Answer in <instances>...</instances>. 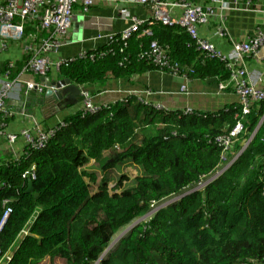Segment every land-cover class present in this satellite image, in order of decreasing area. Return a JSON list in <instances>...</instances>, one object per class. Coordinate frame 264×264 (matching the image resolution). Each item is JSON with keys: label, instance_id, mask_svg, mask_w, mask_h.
<instances>
[{"label": "trees", "instance_id": "1", "mask_svg": "<svg viewBox=\"0 0 264 264\" xmlns=\"http://www.w3.org/2000/svg\"><path fill=\"white\" fill-rule=\"evenodd\" d=\"M33 27L35 23L27 22L26 31ZM150 27L151 34L137 31L125 46L104 44L63 62L59 76L92 96L107 80L134 71L169 73V68L142 54L156 41L180 75L228 80L226 61L204 56L184 28L156 19ZM35 42L39 47V40ZM34 56L26 52L12 66L6 65L5 75L20 82L23 71L32 73L28 64ZM79 98L80 110L54 125L39 126L45 132L56 129L45 147L33 149L27 143L22 155L0 160V214L12 208L0 231V257L12 254L7 264H96L114 235L146 215L153 203L216 172L223 155L213 142L216 138L227 136L242 122L244 130L231 146L232 157L264 117V100L251 101L245 114L240 98L225 109L193 114L156 109L133 98L106 103L109 108L82 117ZM1 118L8 121L0 111ZM63 123L67 125L58 130ZM37 131L31 133L37 137ZM97 162L100 175L92 167ZM33 163L34 190L27 192L24 173ZM130 164L141 172L134 185L122 188L124 176L111 184L113 170ZM29 222L24 237L21 231ZM97 264H264V119L226 172L140 221Z\"/></svg>", "mask_w": 264, "mask_h": 264}, {"label": "crops", "instance_id": "2", "mask_svg": "<svg viewBox=\"0 0 264 264\" xmlns=\"http://www.w3.org/2000/svg\"><path fill=\"white\" fill-rule=\"evenodd\" d=\"M190 2L203 6H213L215 16L206 24L199 25V36L214 43L219 50L226 53L231 51L234 41L247 40L257 26H264V0H254L251 4L242 0H166ZM228 2V7L222 3ZM172 17L182 14V7L169 5ZM150 4L127 3L124 0H96L88 12L83 11L81 3L74 8L72 25L68 30L65 43L58 52L50 53L53 64L45 75L52 80H59L57 62L69 58H79L89 49L102 48L106 45L111 34H117L128 28L134 18L148 20L152 17ZM222 24L228 28L229 36L217 34ZM33 27L28 32H36L38 39L46 37L47 31H35ZM28 43L27 36L21 41H9L6 49L0 45V79L4 78L6 65L10 66L25 56L24 44ZM246 67L258 83L264 86V46L257 55H248ZM17 88L7 99L6 106L11 115L8 121L0 123V160L6 157L19 156L25 150L27 141L21 136L23 130L35 132L39 126H51L76 110H80V98L76 101L64 100L57 102L46 97V91L37 89L27 90L26 81L35 80L47 87L41 77L24 71L19 75ZM65 78V77H63ZM217 77L189 78L174 76L158 69L133 72L125 77L107 80L99 92L92 94L97 105L111 103L129 94L145 99L149 103H158L169 110H201L219 111L232 106L239 99L234 89H220ZM187 85V91H181V86ZM50 87V86H49ZM1 88V85H0ZM54 90L57 88L51 87ZM234 88V87H233ZM19 135L15 142L10 143L7 135Z\"/></svg>", "mask_w": 264, "mask_h": 264}, {"label": "built area", "instance_id": "3", "mask_svg": "<svg viewBox=\"0 0 264 264\" xmlns=\"http://www.w3.org/2000/svg\"><path fill=\"white\" fill-rule=\"evenodd\" d=\"M96 0H0V45L1 48L6 49L9 41L16 40L21 41L26 36L28 43L24 44L23 49L26 52L35 54L29 61L28 67L34 75L45 76L49 73V70L53 64L50 59V53L58 52L61 46L65 43L68 30L72 25L74 17V8L78 3H81L83 11L88 12L91 6ZM127 3H140L151 4L153 7L152 17L164 25L172 26L178 25L184 28L192 39H194L197 48L207 57H218L223 61H226L227 67L230 68L231 73L226 82L219 84L220 89H226L229 86L234 87L235 93L239 96L242 106L240 109L242 113L250 112L251 101L264 100V86L258 83V79L254 77L246 67L245 58L248 55H257L260 48L264 46V26H257L250 37L245 41H234L232 43L231 51L222 52L217 46L199 36V25L206 24L210 21L211 17L215 16V8L213 6H203L200 4H193L183 1H166V0H124ZM248 4H251L254 0H242ZM169 5L182 7V14L179 17H172L170 14ZM223 7H228L229 3L226 1L222 3ZM32 21L35 23V29H41L47 31L48 35L41 39H37L36 32H27V22ZM145 24V25H144ZM152 21L142 20L138 18L133 19V23L122 32L117 34H111L108 36L107 41L109 45L112 43H123L126 45L127 40L132 34L137 31H142L144 34H151ZM144 26V27H143ZM142 29V30H141ZM219 36H229L228 28L222 24L217 29ZM36 40H39L37 47ZM153 59V61L161 67H167L171 70L170 74L174 76L184 77L177 73L176 63L170 61V57L166 54L163 47L156 41H152L148 50L142 53ZM85 54L79 55L80 57ZM73 58L62 60L56 63V67L60 69L61 65L65 61H73ZM12 66V64H11ZM0 111L5 116L11 115L10 110L7 108V99L11 97L14 90L17 88L16 80L11 81L7 75L0 79ZM27 90L37 89L43 91L45 86L40 85L34 80L26 81ZM181 91H187V85L181 86ZM82 96L84 100V109L82 116L88 114H95L104 108H109L107 105H97L93 100V97L87 90H82ZM135 98L137 101L152 106L156 109H167L158 103H149L145 99H140L134 95L129 94L127 97H122L116 101H130ZM115 101V102H116ZM186 114L194 113L191 109L184 111ZM196 113V112H195ZM201 115L200 113H197ZM237 117V115H236ZM67 125L63 123L58 130ZM37 137L28 130L22 131V136L26 139L29 146L33 149H41L46 146L47 141L53 135H55L56 129L45 132L39 127L37 128ZM244 130V125L241 121H238L233 127L232 131L227 136H221L216 138L213 142L221 146L225 152L231 151V146L235 140ZM18 138V135L9 134L7 139L10 143H13ZM226 160V158L224 157ZM35 164H32L31 168L26 170L24 177L34 173ZM12 213L10 206L6 207L5 211L0 214V231L4 224ZM26 233V232H25ZM9 254L0 257V264H6L8 262ZM1 256V249H0Z\"/></svg>", "mask_w": 264, "mask_h": 264}, {"label": "clouds", "instance_id": "4", "mask_svg": "<svg viewBox=\"0 0 264 264\" xmlns=\"http://www.w3.org/2000/svg\"><path fill=\"white\" fill-rule=\"evenodd\" d=\"M151 5V4H150ZM152 6V5H151ZM152 9H153V7H152ZM152 21V23H153V20H155L153 17H151L150 19H148V21ZM146 21V20H145ZM145 25V24H144ZM152 25V24H151ZM168 26V25H167ZM144 27V26H143ZM142 30V29H141ZM122 32V31H121ZM108 42V41H107ZM107 45H109V42L108 43H106ZM35 76H37V75H35ZM38 77H42V76H38ZM35 81V80H34ZM36 82V81H35ZM222 82H224V81H222ZM38 83V82H37ZM41 85V84H40ZM44 86V85H43ZM51 87H54V85L53 86H51ZM50 87V88H51ZM56 87V86H55ZM45 89H48V86L47 87H45ZM44 89V90H45ZM53 89V88H52ZM80 89V94H79V96H81L82 98H83V96H82V90H81V88H79ZM32 90V89H31ZM43 90V91H44ZM54 90V89H53ZM39 91V90H38ZM96 104H97V102H96ZM101 105H103V104H101ZM83 106H84V100H83ZM83 109H84V107H83ZM193 111V110H192ZM100 112V111H99ZM98 112V113H99ZM184 112V111H183ZM194 113L195 112H197V111H193ZM95 114H97V113H95ZM95 114H88V115H95ZM193 114V113H192ZM88 115H86V116H88ZM82 116V115H81ZM86 116H84V117H86ZM83 117V116H82ZM259 124V123H258ZM232 131V130H231ZM230 131V132H231ZM230 132H229V134H230ZM254 132V131H253ZM228 134V135H229ZM257 134V133H256ZM21 135V134H20ZM34 135V134H33ZM252 135V134H251ZM250 135V136H251ZM19 136V135H18ZM22 136V135H21ZM255 137V136H254ZM250 138V137H249ZM249 140V139H248ZM247 140V141H248ZM247 143V142H246ZM245 143V144H246ZM244 144V145H245ZM250 144V143H249ZM248 144V145H249ZM218 146V145H217ZM221 149H222V152H223V155L221 156V165L217 168V170H216V172L215 173H213L212 175H210V176H208V177H206L205 179H203V180H201V181H199L198 182V184L197 185H195L194 187H191V188H189V189H186V190H184L183 192H181V193H178V194H172V195H170V196H168V197H166V198H164L162 201H160L159 203H157V202H155V203H153L152 205H151V209H150V211L146 214V215H144V217H146L147 216V219H150L160 208H163V207H167L168 205H170V204H173V203H176L177 201H179L180 199H182L184 196H186L187 194H190V193H192V192H194V191H197V190H199V189H202V188H204L205 186H207L208 184H210V183H212L214 180H216L218 177H220L224 172H226L233 164H234V162L238 159V157L244 152H242L239 156H238V154H239V152L241 151V149L243 148H241L240 149V151L238 152V153H236V154H232L233 156L231 157V156H229V154L231 153V151L230 152H225L224 150H223V148L221 147V146H219ZM248 147V146H247ZM246 147V148H247ZM245 148V149H246ZM224 157L226 158V160L224 159ZM34 164V163H33ZM31 166H32V164H31ZM31 168V167H30ZM29 168V169H30ZM28 170V169H27ZM35 170H36V167H35V169H34V173H35ZM24 178H27L28 179V181L31 179V180H34L35 179V177H33L32 176V174L31 175H29V176H26V177H24ZM12 214V213H11ZM30 224H31V222H29V223H27V226L25 225V227H24V229L21 231V234L22 235H24V237L25 236H27L28 234H29V230H30V228H29V226H30ZM138 224V223H137ZM132 225H136V223L135 224H133V222L132 223H130L127 227H126V229L129 227V228H133L134 226H132ZM125 229V230H126ZM124 230V231H125ZM26 232V233H25ZM23 238V237H22ZM111 244V243H110ZM115 246H116V244H115ZM111 248H113V246L111 247ZM107 249V248H106ZM106 249H105V251H106ZM104 251V252H105ZM103 252V253H104ZM102 255V254H101ZM7 264V263H6ZM96 264H97V262H96Z\"/></svg>", "mask_w": 264, "mask_h": 264}, {"label": "water", "instance_id": "5", "mask_svg": "<svg viewBox=\"0 0 264 264\" xmlns=\"http://www.w3.org/2000/svg\"><path fill=\"white\" fill-rule=\"evenodd\" d=\"M42 81H45L48 85V89L46 91L45 96L46 97H51L53 98L55 101H59V102H64V100H68V102L70 101H76L77 97L80 94V89L77 85L73 84L68 78H61L59 80H52L50 81V79L46 76H42L41 77ZM56 86V90H53L52 88H50L51 86ZM50 86V87H49ZM264 117L260 120L259 124L257 125V127L255 128L254 132L252 133V135L250 136L249 140L247 141V143L243 146V148L241 149V151L239 152L238 156L245 150V148L248 146V144L251 142V140L254 138V136L256 135V133L258 132L260 126L262 125ZM34 190V181L33 180H29L28 181V189L27 192H32ZM35 196H38V193H35ZM134 226V225H132ZM132 228V227H131ZM131 228H127L119 237H118V241L121 239V237L125 234L126 231H128ZM113 243H111L109 245V247L106 249V251L104 253H102V255L100 256V258L97 260V263L100 262L105 256L106 254L109 252V250L111 249Z\"/></svg>", "mask_w": 264, "mask_h": 264}, {"label": "rangeland", "instance_id": "6", "mask_svg": "<svg viewBox=\"0 0 264 264\" xmlns=\"http://www.w3.org/2000/svg\"><path fill=\"white\" fill-rule=\"evenodd\" d=\"M93 169H97L98 171V174L100 175V172H101V168H100V165L99 163H94L93 164ZM140 167L139 166H136L135 164H130V165H127V167H125L124 165H119L115 168V170H113L112 172V183L111 184H114L115 181H118L120 179V177L124 176V179L122 181V185L121 187L124 188V187H132L134 185V181H135V177L140 174ZM147 219V216L146 217H139L135 220H133V224H137L139 223L140 221L142 220H145ZM127 227V226H126ZM126 227H122L113 237L111 243H113V247H115V244H117L119 241H118V237L124 232V230L126 229ZM7 257H9L8 261H10V259L12 258V254H9ZM46 264H48V262H44Z\"/></svg>", "mask_w": 264, "mask_h": 264}]
</instances>
